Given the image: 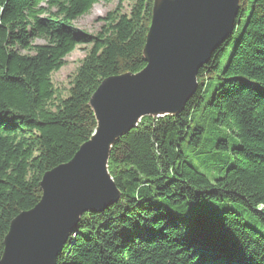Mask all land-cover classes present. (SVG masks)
I'll use <instances>...</instances> for the list:
<instances>
[{"label": "trees", "instance_id": "1", "mask_svg": "<svg viewBox=\"0 0 264 264\" xmlns=\"http://www.w3.org/2000/svg\"><path fill=\"white\" fill-rule=\"evenodd\" d=\"M116 1L89 35L75 22L111 0H0V260L12 221L41 201L43 176L90 140L101 83L146 67L153 0ZM81 44L89 50L63 96L52 75ZM198 83L178 116L145 118L115 144L121 196L81 217L57 264H264V0L241 1ZM203 109L234 142L211 143L213 161L229 155L213 177L183 150L204 144L205 129L192 127Z\"/></svg>", "mask_w": 264, "mask_h": 264}, {"label": "water", "instance_id": "2", "mask_svg": "<svg viewBox=\"0 0 264 264\" xmlns=\"http://www.w3.org/2000/svg\"><path fill=\"white\" fill-rule=\"evenodd\" d=\"M241 1L153 0L145 69L101 83L89 102L96 120L90 140L43 176L41 201L12 221L0 264H57L81 217L120 198L109 171L113 147L145 118L183 112L199 87V70L233 34Z\"/></svg>", "mask_w": 264, "mask_h": 264}, {"label": "rangeland", "instance_id": "3", "mask_svg": "<svg viewBox=\"0 0 264 264\" xmlns=\"http://www.w3.org/2000/svg\"><path fill=\"white\" fill-rule=\"evenodd\" d=\"M117 5L116 0H111L109 4L99 3L93 6L91 12L75 22V27L77 30L89 35H95L99 32L102 22L100 19L104 18L106 14L113 10ZM132 3H126L125 10L126 12L130 11ZM35 44H44L41 40H35ZM89 46L81 44L75 48V50L67 56L65 59L64 67L52 75V83L54 87L63 93V96L67 95V92L70 88V82L76 69L80 66L81 61L85 58ZM213 92V87H210L208 93L206 94V100L211 97ZM213 119L208 115L206 110L198 111L195 115L192 127L201 126L205 129V138L204 144L197 149H192L189 146L185 145L183 150L187 155L188 159L206 176L213 177V170L216 167L227 166V159L229 158L228 154H225L223 161H213L212 157V146L211 143H214L218 137H225L230 147H233L234 142L228 134L225 132L218 133L217 129L213 126ZM228 155V157H227ZM229 162V160H228ZM256 228L261 229V224L255 222L254 225Z\"/></svg>", "mask_w": 264, "mask_h": 264}]
</instances>
